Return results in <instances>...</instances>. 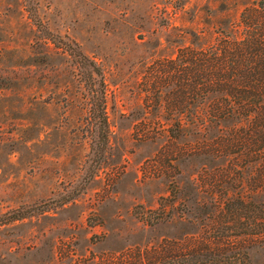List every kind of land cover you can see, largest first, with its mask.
Segmentation results:
<instances>
[{"label": "rangeland", "instance_id": "1", "mask_svg": "<svg viewBox=\"0 0 264 264\" xmlns=\"http://www.w3.org/2000/svg\"><path fill=\"white\" fill-rule=\"evenodd\" d=\"M259 9L0 0V264H264V128L185 76Z\"/></svg>", "mask_w": 264, "mask_h": 264}, {"label": "trees", "instance_id": "2", "mask_svg": "<svg viewBox=\"0 0 264 264\" xmlns=\"http://www.w3.org/2000/svg\"><path fill=\"white\" fill-rule=\"evenodd\" d=\"M79 58L90 66L88 75L98 78L99 101L96 108L103 113V90L98 69L81 54ZM192 66L198 75L193 77L202 90V96L208 92L218 96V107L213 111L218 121L233 120L237 124L250 123L258 130L264 128V9L248 18L241 38H231L228 34L220 35L215 53L203 56ZM208 58V59H206ZM175 62V60H174ZM187 66V65H186ZM188 66V68H189ZM90 77V76H89ZM199 84V85H198ZM102 142L106 140V125L103 119ZM15 215L0 221L4 224L9 220H17ZM194 262H201L195 255ZM209 264H220L223 261L209 256L205 261ZM160 264V263H158ZM171 264H181L178 262Z\"/></svg>", "mask_w": 264, "mask_h": 264}]
</instances>
